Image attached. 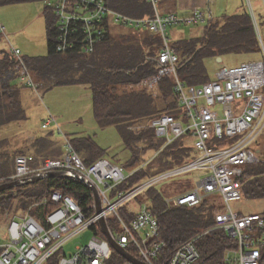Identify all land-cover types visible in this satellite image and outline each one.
<instances>
[{
    "label": "built area",
    "instance_id": "1",
    "mask_svg": "<svg viewBox=\"0 0 264 264\" xmlns=\"http://www.w3.org/2000/svg\"><path fill=\"white\" fill-rule=\"evenodd\" d=\"M149 1L154 8L153 15L134 17L110 8L104 0H46L55 18V50L91 53L108 35L111 25L160 35L163 45L156 56L149 57L156 63L157 73L143 83L150 89L164 75L171 76L182 117L178 119L163 113L151 119L150 127L157 137L164 138L166 145L190 133L195 156L129 189L120 190L118 186L149 160L134 171H127L122 164L106 157L86 164L67 137H64V150L59 157L35 162L31 154H17L13 171L7 175L0 172V184L49 171H68L92 185L100 208L97 209L92 190L90 214L71 195L53 190L48 198L34 203L36 207L50 204L48 210L36 215L27 209L0 224V264H46L54 255L56 264H135L128 257L144 264H199L195 241L212 229H219L235 240V246L223 256L225 264H264V213H240L230 205L241 199L239 177L243 167L260 161L254 144L264 131V46L263 58L253 64L223 67L212 80L200 85L186 84L178 76L179 57L169 45L167 28L186 25L201 28L207 20V12L161 13L157 9L161 0ZM0 33H4L1 24ZM11 53L18 78L36 89L25 57L18 48L12 47ZM53 123L61 132L53 115H49L41 127L47 128ZM192 170L202 171L203 176L189 189L167 197L166 203L192 207L205 198L218 197L222 206L214 215L212 227L164 255L165 242L157 219L148 205L139 204L136 198L155 183ZM124 205H129L134 212L129 220L120 213ZM110 216H114L116 229L112 228ZM87 229L93 232L89 241L76 245L67 254L63 245Z\"/></svg>",
    "mask_w": 264,
    "mask_h": 264
},
{
    "label": "trees",
    "instance_id": "2",
    "mask_svg": "<svg viewBox=\"0 0 264 264\" xmlns=\"http://www.w3.org/2000/svg\"><path fill=\"white\" fill-rule=\"evenodd\" d=\"M34 1L40 0H0V6ZM104 1L110 8L134 17H150L154 13L149 0ZM249 1L251 4V0ZM42 15L46 24L47 54L25 58L35 83H42L44 89L58 85L87 83L92 94L94 118L101 125L115 126L124 148L129 153L125 162H115L122 164L127 171L144 163L143 156L146 152H153V157L117 189H129L195 156L194 147L189 141L192 139L190 133H185L162 146L164 138L157 137L150 127L151 119L163 113L172 114L178 119L182 117L171 76L164 75L158 80L157 91L149 90L142 83L157 73L156 63L147 60L146 57L156 56L160 51L163 45L160 35L121 26L109 31L91 53L75 49L57 52L56 24L50 5L43 7ZM262 44L264 46L260 24L253 9L252 14L250 13L245 0L237 11L209 21L201 35L169 40V45L179 59L181 58L178 76L186 84L194 85L211 80L204 64L206 58L212 57L216 60L218 56L224 54L252 52H259L262 56ZM15 78H18V73L11 51H0V124L25 118L19 96L20 87L14 84ZM146 121L147 124L141 127L140 124ZM260 135H263L261 148L259 138L254 144L255 150L260 149L258 152L260 161L246 164L239 177L241 198L264 199V131ZM40 142L44 143L45 148L53 145L44 137H37L34 145ZM71 142L86 164L104 157V150L91 138L75 137ZM0 157L5 158V161L0 163V172L7 175L11 172L7 165L9 155L0 152ZM34 157L35 162L40 160ZM13 158L15 156L12 157V162ZM187 188H190V185H184V189ZM14 190L16 194L13 193ZM53 190L71 195L87 214L91 213L88 209L92 202L91 189L83 181L72 177L52 176L0 192V224L13 215L27 210L35 200L48 198ZM210 199L214 198H205L197 206H176L166 203V196L154 185L146 188L136 198L139 204L146 203L157 219L159 232L165 242L162 252L164 255L182 242L195 237L202 230L212 227L214 215L221 209L222 204L220 202L218 206L210 203L208 201ZM50 207L51 205L47 204L30 212L37 215ZM120 213L126 220L134 216L129 205L122 206ZM110 223L112 228H117L114 219H110ZM195 245L200 254L199 264H225L223 256L228 249L235 246V240L219 229H212L197 238ZM46 264H56V255Z\"/></svg>",
    "mask_w": 264,
    "mask_h": 264
},
{
    "label": "rangeland",
    "instance_id": "3",
    "mask_svg": "<svg viewBox=\"0 0 264 264\" xmlns=\"http://www.w3.org/2000/svg\"><path fill=\"white\" fill-rule=\"evenodd\" d=\"M184 1L195 4L199 2V0ZM184 1L181 0V2ZM216 1L221 14L226 13L227 15L237 11L241 5L240 2L237 3V0H211L213 4ZM245 2L248 9L252 6L264 39V0H251V4L250 1L247 2L245 0ZM164 3L166 1L158 3L157 9L159 12L161 5ZM45 5H47L46 0H40L0 6V24L4 26V33L0 36V51H11L13 47L20 50L21 56L36 57L47 54L46 24L44 16L42 15V9ZM167 34L168 38L173 40L178 37H191L192 35L198 34V30L193 26L186 25L172 29L167 28ZM261 57L259 52L230 53L222 55L220 62H217L212 57L206 58L204 64L207 75L212 80L215 78V73L223 67L250 65L260 60ZM17 84L20 86V102L24 109L25 118L0 124V142H6L8 144H4L6 147L1 148V151L10 153L7 165L9 167L8 170L11 172L13 171L12 157L18 152H26V148H23L24 146H29V148L32 146L33 152L40 155V160L57 154L55 148L43 147V142L34 145L35 140L31 142L33 138L29 137V139H26L25 137L29 133L35 137H44L48 133H51L52 138L57 141L60 150H64L62 144L64 143V137L70 140L75 137H88L99 148L104 150V156L112 162L122 163L129 157V153L124 148L117 128L113 125H101L94 118L91 91L87 83L58 85L47 89L42 87V83H36V89L31 86H26L20 80H17ZM49 115L54 116L61 132L57 130L55 123L47 128L41 127L42 122ZM183 122H186L185 118ZM145 124H147V121L142 122L140 126L144 127ZM189 141L192 143V139H189ZM50 149L52 150L50 151ZM152 153L148 151L143 157L147 158L152 156ZM2 161H5V158L0 157V163ZM202 176V171L192 170L172 178L161 180L155 183L154 187L161 191L167 198L182 190L181 188L184 189V185L193 186ZM13 193L16 194V190ZM208 201L220 206V199L218 197ZM35 202H38V200H35L28 209L36 210ZM230 205L233 210L246 214L264 212V199H246L242 197L240 200L232 201ZM136 209L137 207H134V210ZM110 219H114V216H110ZM1 231L2 228L0 227V233ZM92 235L93 232L91 229L75 235L63 245V250L69 254L74 250L76 245L86 244Z\"/></svg>",
    "mask_w": 264,
    "mask_h": 264
},
{
    "label": "crops",
    "instance_id": "4",
    "mask_svg": "<svg viewBox=\"0 0 264 264\" xmlns=\"http://www.w3.org/2000/svg\"><path fill=\"white\" fill-rule=\"evenodd\" d=\"M164 1H166V3H164L163 5H161V10H160V12L161 13H165V12H170V11H172V12H177L178 14H187V13H190V12H192L193 10H203V11H206L207 13V20L202 24V27L201 28H199V27H196V26H193V27H195V29L196 30H198V34H195V35H192V36H199V35H201L202 34V32H203V28L205 27V25L209 22V21H211V20H215V19H220V18H222L224 15H227L226 13H223V14H221V12H220V10L218 9V7H217V1H216V3L215 4H213L212 2H211V0H199V2L197 3V4H195V3H191V2H185L184 0V2H181V0H161L160 2H164ZM227 1V0H226ZM242 1L243 0H237V3H241V5H242ZM249 0H247V2H248ZM159 2V3H160ZM223 2V1H222ZM166 4V5H165ZM222 6H223V4H221ZM240 5V6H241ZM158 6V5H157ZM221 7V6H220ZM239 7V6H238ZM250 8V7H249ZM251 9V8H250ZM249 9V10H250ZM209 11V12H208ZM209 13H210V15H209ZM250 13L252 14V9L250 10ZM230 14V13H229ZM255 22V21H254ZM5 25V24H4ZM115 27H121L120 25L119 26H114V25H111V27H110V30L109 31H112V30H115L116 28ZM177 27H179V26H176V27H171V29L172 28H177ZM184 27V26H183ZM113 28H115V29H113ZM125 29V28H124ZM127 29H132V28H127ZM134 30V29H133ZM173 30H175V29H173ZM256 32H257V34L259 33L258 32V29L256 28ZM190 37V36H189ZM180 38H187V37H178V38H176V39H180ZM259 38V37H258ZM176 39H173V40H176ZM167 40H168V42H169V38H168V34H167ZM170 41H172V40H170ZM263 45V44H262ZM2 51V50H1ZM23 56V55H22ZM23 57H27V56H23ZM149 57L150 56H147L146 57V59L147 60H150L149 59ZM263 58V51H262V57H261V59ZM260 59V60H261ZM257 61H259V60H257ZM17 80L19 81H22L20 78H15V80H14V84L15 85H17L18 87H20L18 84H17ZM23 82V81H22ZM143 83V82H142ZM143 85H144V83H143ZM149 90H155V91H157V86H155V87H153V88H150ZM20 92V91H19ZM19 96H20V94H19ZM91 98H92V94H91ZM29 137H31V138H33L32 139V141H31V139H30V141L31 142H33L37 137H35V136H33L32 134H27V137H25L26 139H29ZM44 138L45 139H47V140H49L53 145L51 146V148H55V150L57 151V154H53L54 156H50V158H55V157H59L61 154H62V150H60V148L58 147V145H57V141H55L53 138H52V136H51V133H48L46 136H44ZM262 140H263V135L261 136H259V148H261V146H262ZM24 141V140H23ZM71 141V140H70ZM4 142V141H3ZM72 143V142H71ZM4 144L5 145H8L6 142L5 143H2V146L0 147V152L1 153H3V154H10V153H4L3 151H1L2 149L1 148H5L6 146H4ZM59 144V143H58ZM63 144V143H62ZM23 148H26V152H18V153H16V154H14V156H16L17 154H31L32 152H33V150H32V146L29 148V146L27 147V146H24ZM6 150V149H5ZM13 150V149H12ZM52 149H50V151H51ZM259 151H260V149H259ZM31 155H33V156H36L37 157V159H40V155H38V154H36L35 152H33ZM10 156V155H9ZM105 157V156H104ZM151 157L152 156H149V157H147V158H145V161L144 162H147L148 160H150L151 159ZM13 163H14V158H13ZM138 167H136V168H134V169H130V171H134L135 169H137ZM191 187V186H190ZM187 189H189V188H187ZM183 190H185V189H183ZM211 198H214V197H211ZM215 199V198H214Z\"/></svg>",
    "mask_w": 264,
    "mask_h": 264
},
{
    "label": "water",
    "instance_id": "5",
    "mask_svg": "<svg viewBox=\"0 0 264 264\" xmlns=\"http://www.w3.org/2000/svg\"><path fill=\"white\" fill-rule=\"evenodd\" d=\"M216 61L217 62H220L221 61V57H217L216 58ZM72 177V178H76V179H79L81 181H83L94 193V196H95V202H96V206H97V209L99 210L100 206H99V201H98V198L96 197V194L93 190V187L90 183H87L85 180H83L79 175L77 174H73L71 172H68V171H49V172H44V173H39V174H36V175H33L31 177H27V178H23V179H19V180H11V181H6L4 183H1L0 184V192L4 191V190H7V189H11V188H15V187H20V186H23V185H28V184H31V183H34L36 181H39L43 178H46V177ZM103 225V223H102ZM104 227V226H103ZM104 233H106L105 229L103 230ZM115 248L121 253L123 254V251L121 250V248L117 245H115ZM129 260H131L132 262H134L135 264H144L140 261H137L133 258H130L128 257Z\"/></svg>",
    "mask_w": 264,
    "mask_h": 264
}]
</instances>
